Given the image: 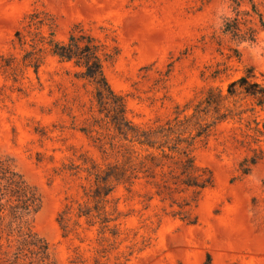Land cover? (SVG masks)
Wrapping results in <instances>:
<instances>
[{
	"label": "rangeland",
	"instance_id": "obj_1",
	"mask_svg": "<svg viewBox=\"0 0 264 264\" xmlns=\"http://www.w3.org/2000/svg\"><path fill=\"white\" fill-rule=\"evenodd\" d=\"M229 18L241 35L225 31ZM261 19L264 0H0V56L13 59V68L0 69V158L37 191L40 209L28 226L48 242L55 264H264V106L239 87L228 95L242 76L264 84ZM35 21L43 24L30 26ZM77 25L115 55L104 72L138 126L185 119L209 90L227 96V118L193 147L209 187L175 184L157 170L114 184L100 204L109 227L78 217L80 207L95 206L87 168L124 164L126 142L105 128L83 132L100 115L74 63L48 46L38 72L23 61L33 42L52 32L67 40Z\"/></svg>",
	"mask_w": 264,
	"mask_h": 264
},
{
	"label": "trees",
	"instance_id": "obj_2",
	"mask_svg": "<svg viewBox=\"0 0 264 264\" xmlns=\"http://www.w3.org/2000/svg\"><path fill=\"white\" fill-rule=\"evenodd\" d=\"M226 21V32L241 35L242 29L237 19L229 18ZM261 22L264 26L263 19ZM37 24L43 22L35 21L30 26ZM248 33L249 40H256V29L249 28ZM16 38L21 46L27 44L22 30L16 32ZM39 45L40 48L37 49ZM32 46L33 50L26 52L23 58L26 66H31L38 72L42 64L39 52H42L43 46H48L52 55L61 62H72L79 68L76 73L78 80L93 86L92 108L97 107L96 112L100 116L94 117L92 124L82 129L83 132L88 133L90 128L95 127L105 128L114 131L112 140L119 138L126 142L121 145L124 148V152H121L124 164H111L106 169L93 164L91 168H87L89 177H93L96 183V187L91 189L92 194H88L95 206L86 209L80 207L78 217L93 215L101 218L103 228L109 227L112 219L106 215L102 217L100 204L107 201L115 183L131 182L140 174L148 178L159 170L164 175L171 174L176 179L175 184L200 191L212 184V176L196 164L193 147L198 140L210 135L214 125L227 118L221 112L227 99L222 91L215 93L209 90L185 119L176 116L165 124L142 127L129 119L124 97L111 87L105 75L104 63L112 61L115 55L81 25L71 31L67 40H57L52 32L48 39L33 42ZM11 62L13 59L1 55L0 69L13 68ZM238 87L246 95L253 97L258 105L264 106V84L252 82L250 76H242L230 84L228 95H234ZM212 109L216 114L212 123L198 121L209 115ZM247 170L248 168L244 169V172L247 173ZM176 172L179 174H175ZM40 205L37 191L0 158V264H55L51 259L48 242L28 226L29 217L40 209ZM67 214V210H64L59 217L64 229L69 227Z\"/></svg>",
	"mask_w": 264,
	"mask_h": 264
}]
</instances>
